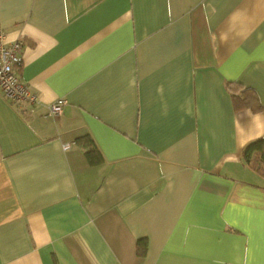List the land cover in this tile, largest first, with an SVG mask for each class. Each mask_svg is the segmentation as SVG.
I'll return each instance as SVG.
<instances>
[{
    "label": "crops",
    "instance_id": "1",
    "mask_svg": "<svg viewBox=\"0 0 264 264\" xmlns=\"http://www.w3.org/2000/svg\"><path fill=\"white\" fill-rule=\"evenodd\" d=\"M0 27L38 95L0 92V264H264V0H0Z\"/></svg>",
    "mask_w": 264,
    "mask_h": 264
},
{
    "label": "built area",
    "instance_id": "2",
    "mask_svg": "<svg viewBox=\"0 0 264 264\" xmlns=\"http://www.w3.org/2000/svg\"><path fill=\"white\" fill-rule=\"evenodd\" d=\"M23 41L20 38L8 40L6 33L0 27V92L12 103L20 104L23 101L38 102V95L30 91L28 86L19 78L17 65L20 63V53ZM64 98H57L47 105L46 116H55L62 112ZM68 143L63 145L67 149Z\"/></svg>",
    "mask_w": 264,
    "mask_h": 264
},
{
    "label": "trees",
    "instance_id": "3",
    "mask_svg": "<svg viewBox=\"0 0 264 264\" xmlns=\"http://www.w3.org/2000/svg\"><path fill=\"white\" fill-rule=\"evenodd\" d=\"M249 90L248 88H243L241 93L232 91V100L235 102L237 108L249 106V102L251 101V96L249 95H252V91ZM241 159L244 164L254 168L264 176V137L247 143L241 151Z\"/></svg>",
    "mask_w": 264,
    "mask_h": 264
}]
</instances>
